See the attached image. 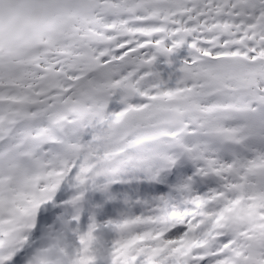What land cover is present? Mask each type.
Masks as SVG:
<instances>
[{"label": "snow or ice", "instance_id": "obj_1", "mask_svg": "<svg viewBox=\"0 0 264 264\" xmlns=\"http://www.w3.org/2000/svg\"><path fill=\"white\" fill-rule=\"evenodd\" d=\"M0 264H264V0H0Z\"/></svg>", "mask_w": 264, "mask_h": 264}]
</instances>
